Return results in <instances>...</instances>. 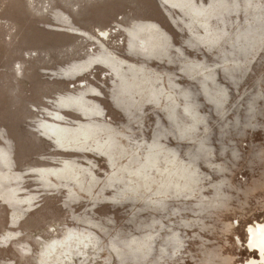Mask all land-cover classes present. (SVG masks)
<instances>
[{
  "label": "rangeland",
  "instance_id": "374dc122",
  "mask_svg": "<svg viewBox=\"0 0 264 264\" xmlns=\"http://www.w3.org/2000/svg\"><path fill=\"white\" fill-rule=\"evenodd\" d=\"M0 148V264H264V0H0Z\"/></svg>",
  "mask_w": 264,
  "mask_h": 264
},
{
  "label": "bare ground",
  "instance_id": "6f19581e",
  "mask_svg": "<svg viewBox=\"0 0 264 264\" xmlns=\"http://www.w3.org/2000/svg\"><path fill=\"white\" fill-rule=\"evenodd\" d=\"M82 85H85V84H82ZM52 119H57V121L62 122V119H58L57 117H52ZM56 129H58V128L53 127L52 133L56 134L54 136L59 141L56 143L60 147V148H57L59 151L68 152V153H76V154H80V153L95 154V153L91 152V150L84 149V147H82V146L81 147H74V146L68 147L67 145H65L62 138H60L59 134L56 133ZM5 150L6 149L2 150V148H0V170H3L4 168L10 169L13 166L12 159L8 156L9 153L7 154V151H5ZM85 157L87 159V156H85ZM46 161L54 163L55 158H52V159L50 158V160H46ZM70 162H72V161L69 160L66 163H63L62 168H49V169L48 168H35L30 173H32L33 175L34 174L35 175H46V173H51L52 175L56 176V178L61 179L66 174L65 173L66 170L69 172L73 171V169H72L73 166L70 165ZM5 179H7L6 180V182H7V181H10V180L16 179V178H12L8 174H4V175L0 174V180H5ZM6 182H5V184H0V191H1V188L5 187V185L7 184ZM78 183L82 184L81 181H79V180H78ZM17 190H15V188L13 187V190H11V191L2 192V193L0 192V196H5V197L13 196L14 197V194L16 193ZM13 197H10V199H13ZM252 233L254 235V240H253L251 246L261 252V259H262L261 261H264L263 260L264 259V227H262L260 231L259 230H253ZM74 241H76V240H74ZM74 241L72 240L71 242H69L68 247H71L73 245L72 243ZM55 246L56 245H53L52 248L56 249L57 247H55Z\"/></svg>",
  "mask_w": 264,
  "mask_h": 264
}]
</instances>
